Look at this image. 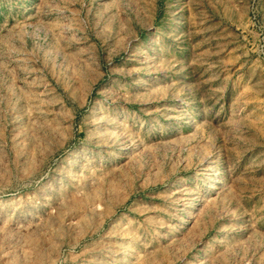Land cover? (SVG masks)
I'll return each instance as SVG.
<instances>
[{
    "label": "rangeland",
    "instance_id": "obj_1",
    "mask_svg": "<svg viewBox=\"0 0 264 264\" xmlns=\"http://www.w3.org/2000/svg\"><path fill=\"white\" fill-rule=\"evenodd\" d=\"M0 264H264V0H0Z\"/></svg>",
    "mask_w": 264,
    "mask_h": 264
}]
</instances>
